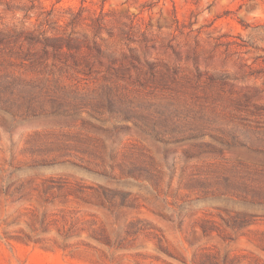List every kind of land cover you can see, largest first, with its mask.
Instances as JSON below:
<instances>
[{
    "label": "rangeland",
    "instance_id": "1",
    "mask_svg": "<svg viewBox=\"0 0 264 264\" xmlns=\"http://www.w3.org/2000/svg\"><path fill=\"white\" fill-rule=\"evenodd\" d=\"M0 264H264V0H0Z\"/></svg>",
    "mask_w": 264,
    "mask_h": 264
}]
</instances>
